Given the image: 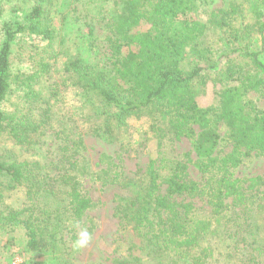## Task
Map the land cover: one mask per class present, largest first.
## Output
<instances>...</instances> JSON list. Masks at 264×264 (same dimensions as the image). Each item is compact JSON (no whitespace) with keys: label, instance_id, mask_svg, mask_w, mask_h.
<instances>
[{"label":"trees","instance_id":"16d2710c","mask_svg":"<svg viewBox=\"0 0 264 264\" xmlns=\"http://www.w3.org/2000/svg\"><path fill=\"white\" fill-rule=\"evenodd\" d=\"M7 1L12 20L0 31V139L30 149L51 128L40 86L50 65L41 57L30 72L16 71L12 46L20 33L56 41L54 0ZM205 2L113 0L105 17L108 65L79 55L65 63L91 133L115 141L130 115L149 108L158 117L152 131L161 155L125 183L132 190L115 216L128 248L113 264H264V190L258 188L264 179L236 175L252 154L264 155V109L248 97L250 91L264 97V62L252 49L255 38L264 45V0H225L202 18L197 10ZM209 93L212 101L202 105ZM60 134L54 169L0 152V200L19 186L27 194V205L10 208L5 218L25 227L32 249L47 241L54 214L79 220L94 206L76 172L81 140L65 126ZM182 139L192 142L195 161L191 152L165 150L166 142ZM223 141L228 150L220 149ZM190 163L200 180L190 176Z\"/></svg>","mask_w":264,"mask_h":264},{"label":"rangeland","instance_id":"374dc122","mask_svg":"<svg viewBox=\"0 0 264 264\" xmlns=\"http://www.w3.org/2000/svg\"><path fill=\"white\" fill-rule=\"evenodd\" d=\"M112 5L113 0H54L53 24L58 37L52 46L38 35L20 33L16 36L12 46L14 70L30 72L35 63L43 60L41 57L50 65L49 72L42 75L40 86L52 123L47 134L30 149L0 139V152L13 159L36 160L54 169L61 146L60 130L65 126L72 139L81 140L76 172L81 179L82 192L92 198L94 206L79 220L60 221L54 214L47 241L41 242L38 249H32L28 245L25 227L5 218L10 208L19 210L27 205L26 188L19 186L6 190L0 200V264H113L115 258H123L127 253L128 244L120 238L115 210L121 199L132 190L125 183L138 178L149 162L161 155L157 137L152 131L158 117L146 108L128 117L117 140L108 141L103 135H95L81 118L83 97L64 71L71 55H79L100 66L108 65L111 52L106 39L105 17ZM224 5L225 0H206L197 11L202 18H207ZM74 7L76 10L71 12ZM10 8L7 0H0V31L3 22L12 20ZM17 18L21 20L22 15ZM145 28L143 24L139 29ZM1 41L0 33V44ZM263 46L260 38H255L252 49L261 51L260 58L264 62ZM211 97V93L207 94L200 98V103L209 104ZM248 97L264 109V97L258 92L250 91ZM165 145L169 155L171 152L179 155L191 152L193 161L197 158L188 139L177 140L173 144L166 142ZM228 148L223 141L220 149ZM189 171L193 179H201L194 163H190ZM236 175L241 178L262 176L264 179V155L252 154L239 166ZM258 188L264 190V181ZM201 204L198 202L197 206ZM231 242L235 243L234 238Z\"/></svg>","mask_w":264,"mask_h":264},{"label":"clouds","instance_id":"9594fccd","mask_svg":"<svg viewBox=\"0 0 264 264\" xmlns=\"http://www.w3.org/2000/svg\"><path fill=\"white\" fill-rule=\"evenodd\" d=\"M81 243H84V241H81Z\"/></svg>","mask_w":264,"mask_h":264}]
</instances>
